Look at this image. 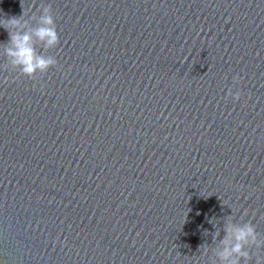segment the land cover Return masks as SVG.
I'll return each instance as SVG.
<instances>
[{
  "label": "water",
  "instance_id": "95a60500",
  "mask_svg": "<svg viewBox=\"0 0 264 264\" xmlns=\"http://www.w3.org/2000/svg\"><path fill=\"white\" fill-rule=\"evenodd\" d=\"M22 7L30 32L50 8L59 44L33 37L57 64L29 79L0 28V264H222L230 225L264 243V0H0V18Z\"/></svg>",
  "mask_w": 264,
  "mask_h": 264
},
{
  "label": "clouds",
  "instance_id": "9594fccd",
  "mask_svg": "<svg viewBox=\"0 0 264 264\" xmlns=\"http://www.w3.org/2000/svg\"><path fill=\"white\" fill-rule=\"evenodd\" d=\"M26 15L27 11L23 8L22 15L18 17H2L0 18V28H3L8 34L10 46L6 48L7 57L10 58L14 67L20 68L22 74L31 79L36 72L47 73L57 64L53 57L37 54L33 37L39 40L45 49H53L59 44V35L50 8L44 9L40 26L31 32L26 28ZM240 98L241 94L237 91L233 99L239 101ZM225 233V239L222 241L225 247L220 253L222 264H240V259H243L245 264H249L251 256L245 250L246 246L251 244L253 247L264 248V243L258 242L256 229L251 224L230 225L226 228ZM234 257H239V259ZM256 264H264V259H257Z\"/></svg>",
  "mask_w": 264,
  "mask_h": 264
}]
</instances>
